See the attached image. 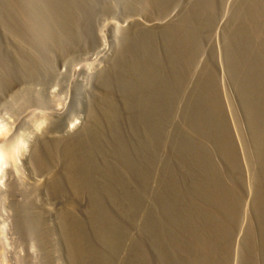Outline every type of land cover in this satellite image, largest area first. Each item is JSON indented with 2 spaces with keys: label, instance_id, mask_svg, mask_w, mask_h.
<instances>
[{
  "label": "rangeland",
  "instance_id": "374dc122",
  "mask_svg": "<svg viewBox=\"0 0 264 264\" xmlns=\"http://www.w3.org/2000/svg\"><path fill=\"white\" fill-rule=\"evenodd\" d=\"M135 1L0 0V117H9L11 144L26 134L32 146L3 165L0 264H264V0H156L146 14L186 17L187 31L123 42L120 26L148 19ZM122 46L124 62L116 57ZM143 48L153 50V61ZM129 59L154 62L159 73L151 84L170 87L169 112L132 103L129 92L139 89L124 78ZM118 60L120 69L101 81L102 68ZM116 71L128 81L123 86L131 90L122 95L131 103L119 104L114 127L100 125L103 150L87 169L75 138L91 115L104 122L107 100L97 94L116 88ZM46 113L56 119L52 130L45 120L43 126L60 137L57 144L35 130ZM163 113L164 127L157 120ZM51 145L59 157L70 146L78 158H69L59 183L46 186L39 160ZM40 180L43 189L32 199L34 208L53 209L43 219L44 229L54 228L49 244L39 238L33 212L24 231L10 191ZM64 199L74 203V238L66 227L71 213L60 209Z\"/></svg>",
  "mask_w": 264,
  "mask_h": 264
},
{
  "label": "bare ground",
  "instance_id": "6f19581e",
  "mask_svg": "<svg viewBox=\"0 0 264 264\" xmlns=\"http://www.w3.org/2000/svg\"><path fill=\"white\" fill-rule=\"evenodd\" d=\"M137 2L136 4V7L139 9V11H141L142 13L145 12V14L148 12L149 14H151L149 12V10H152L153 8H155V3H156V0H137L135 1ZM161 2V1H160ZM23 3V2H22ZM174 3V2H173ZM247 3V2H246ZM244 4V3H243ZM17 5V4H16ZM19 5H21L19 3ZM18 6V5H17ZM194 6V5H193ZM195 7V6H194ZM21 8V6H20ZM18 8V9H20ZM201 8V6H200ZM22 9V8H21ZM24 9V8H23ZM149 9V10H148ZM147 10V11H146ZM211 10V9H210ZM214 10V9H213ZM244 10V9H243ZM18 11V10H17ZM22 11V10H21ZM153 11V10H152ZM253 11V10H252ZM257 11V10H256ZM259 12V11H258ZM19 13V12H18ZM23 13V12H22ZM147 13V14H148ZM27 14V13H26ZM26 14H21L20 13V17H22L24 19V21H28V17ZM140 14V13H139ZM146 14V15H147ZM137 15V14H136ZM152 15V14H151ZM148 19H145L144 20H141V18H136L134 17L133 19L131 18V20H127L126 21V24H123L122 26H118L119 28L117 29L118 30V33H119V38H121L124 41H127V40H133L135 39L136 37H139L141 39H147V38H154V37H157L160 33V35L162 34L161 31H165L166 29L171 31V30H174V28L177 27L178 30H186V26L188 24H186L187 22V18L185 17V19L183 18L182 20L180 19L181 22L177 21L176 18H174L175 16H168V17H165L162 18V20H159V19H155L153 18L152 16L149 17V15H147ZM28 19V20H27ZM255 19V18H254ZM179 20V19H178ZM23 21V22H24ZM125 22V21H124ZM179 22V23H178ZM248 22V21H247ZM122 24V23H121ZM242 24V23H241ZM193 25V24H192ZM189 28V27H188ZM193 28V26H192ZM195 28V27H194ZM166 30V32H167ZM177 30L176 33H178L179 31ZM194 30V29H193ZM196 30V29H195ZM187 31V30H186ZM173 32V34L175 33ZM233 32V31H232ZM164 35H165V32H163ZM171 33V34H170ZM170 33H167V34H170L172 35V31ZM191 34V33H190ZM249 34V33H248ZM230 35V34H228ZM166 36V35H165ZM15 37V36H13ZM167 37V36H166ZM174 37V35L172 36ZM187 37V36H186ZM191 37V36H190ZM183 38V37H182ZM15 41H17V43L19 42L20 43V40L18 39V37L16 38H13ZM195 39V38H194ZM166 40V39H164ZM186 40V39H185ZM168 41V40H167ZM176 41V40H175ZM188 41V40H187ZM193 41V40H192ZM129 42V41H128ZM150 42V41H149ZM181 42L183 41H180L178 43V45L180 44L181 45ZM185 42V41H184ZM133 43V42H132ZM136 43V42H135ZM143 43V42H142ZM194 43V42H193ZM128 44V43H126ZM134 44V43H133ZM158 44V43H157ZM175 44V43H174ZM184 44V43H183ZM186 44V43H185ZM190 44V42H189ZM172 45V44H171ZM128 46V45H127ZM136 46V45H134ZM185 46V45H184ZM188 46V45H187ZM191 46V44H190ZM126 46L124 45V48ZM138 47V46H137ZM141 47V46H140ZM171 47V46H170ZM195 47V46H193ZM120 48V47H119ZM122 48L119 49L120 53L116 56L118 57L119 56V60L122 59L121 62H124L123 59L125 58V49ZM148 48V47H147ZM147 48H143L144 52L146 55H148L149 57L151 56L152 58V61L154 60L155 58V55L153 53V50L150 51V49H147ZM174 48V47H173ZM181 48V47H180ZM186 48V47H185ZM133 49V48H132ZM177 49V47H176ZM200 49V48H199ZM147 50H149V52H146ZM178 50V49H177ZM129 51V50H128ZM132 51V50H131ZM142 51V50H141ZM176 51V50H175ZM130 52V51H129ZM143 52V53H144ZM171 53V52H170ZM176 52H173L172 54H175ZM181 54L180 55H183L185 54V51H183L181 49ZM190 53V52H189ZM132 54V52H131ZM130 54V55H131ZM171 54V55H172ZM231 54V53H230ZM133 55V54H132ZM131 55V56H132ZM170 55V56H171ZM169 56V57H170ZM184 56V55H183ZM189 56V55H188ZM106 57V56H105ZM109 57V56H108ZM127 57V56H126ZM136 57V55L134 56ZM139 57V56H138ZM142 57V56H141ZM172 57V56H171ZM186 57V56H185ZM190 57V56H189ZM133 57H130V59H132ZM181 58H183L181 56ZM229 58V57H228ZM128 59V58H127ZM129 59L128 63L129 62H132L134 61V64L133 65H129L126 67V70H127V77H124V78H128V81L131 80V83L133 84L132 85V88L137 90L136 88L139 89V93L135 92L133 94V92H129L131 93L130 97L132 96V99H130V97L128 99H126L125 97H123L122 95V92L123 91H129L131 89H128L125 88L124 89V86H123V82L124 80L122 79L121 77V74H120V78L121 80L119 79V82H117L118 84H116V88L114 89V85L112 86V90L114 89V93H111L112 90H109L111 92H107L105 91L106 93L103 94V92L101 94H97L98 96V99L102 98L104 101L107 100V102L105 103V106L106 108H104L105 112H103V120L104 122H100V120H102V118L100 119L99 117H97V114H93L90 116L89 119H85V120H82L80 123V125L82 126V128L80 127V133H78V135L76 136L75 138V141L76 142H80L82 141V144H83V147L82 149L78 152H80V160H85L84 161V166L87 168V169H94V167L96 166V159H95V154H99L102 152L103 150V139H102V127L103 125L105 124L107 127H109L110 129L112 127H114V123L115 121L114 118H115V115H116V112L118 110V106L119 104H122V105H126L127 107V104L131 103L130 100L132 101V103L134 101L137 102V104L139 103L140 104V107L141 105L146 108L145 110H147L148 112H151V113H154L156 111L155 106H159L161 109V111H165L166 112L169 110L167 108V105L170 103L168 100L169 98V94H168V87L167 85L164 83L166 81H158L156 82L155 84H151L152 81H155L154 79L157 78L158 76V70L155 69V66H153L154 62H151V60L149 59L147 61V63H144L142 61V59H140L139 61H137V59H133L132 61ZM196 59V58H195ZM119 60H118V63H119ZM116 61H117V58H116ZM199 61V60H198ZM117 62L116 63H110V65L107 64V66H105V68H102V73H101V77H100V80L103 81L107 78H110L109 76V72H111L112 70H115L116 68L119 67L120 69V64L122 63H119L118 64ZM126 63H127V60H126ZM198 63V62H197ZM130 64V63H129ZM190 64V63H189ZM230 64V63H229ZM127 65V64H126ZM186 65V64H185ZM193 65V64H192ZM125 66V65H124ZM177 67V66H176ZM190 67V66H189ZM125 69V68H124ZM123 69V70H124ZM125 70V71H126ZM168 70V69H167ZM121 73H122V70H120ZM124 71V72H125ZM202 71V70H201ZM117 72V71H116ZM115 72V74H116ZM118 74L116 75L117 78L118 75H119V72H117ZM202 73V72H201ZM112 74H113V71H112ZM123 75V74H122ZM141 75V77H140ZM109 76V77H108ZM112 76V75H111ZM155 77V78H154ZM113 78V76H112ZM114 78H116L114 76ZM125 79V80H126ZM158 79V78H157ZM163 79V78H162ZM112 80V79H111ZM107 81V80H106ZM127 81V82H128ZM174 81V80H173ZM177 81V80H176ZM113 82V81H112ZM127 82H124L126 83L127 85ZM114 84V83H113ZM151 84V85H150ZM109 85V84H108ZM147 85H149L151 88H153L152 93L151 94H148L147 92H145L147 89L145 88ZM128 86V85H127ZM148 87V86H147ZM129 88V87H128ZM149 88V87H148ZM170 88V87H169ZM124 89V90H123ZM146 89V90H145ZM144 90V91H143ZM149 90V89H148ZM134 91V90H133ZM170 91V90H169ZM13 92V91H12ZM128 95V93H127ZM169 102V103H168ZM138 104V105H139ZM130 105V104H129ZM137 105V106H138ZM171 106V105H170ZM97 107V106H96ZM132 107V106H131ZM230 108V107H229ZM159 109V108H158ZM168 109V110H167ZM144 110V111H145ZM234 110V109H232ZM160 111V112H161ZM102 112V111H101ZM119 112V111H118ZM146 112V111H145ZM159 112V111H158ZM169 112V111H168ZM10 113V112H8ZM7 113V114H8ZM142 113V112H140ZM157 113V112H156ZM119 114V113H118ZM145 114V113H144ZM148 114V113H147ZM150 114V113H149ZM148 114V115H149ZM161 114V113H160ZM49 113L47 114L46 113V117H39V118H42L41 121H38L39 123L36 122L37 124V127L35 128L36 131H38V133H40L41 131H43L44 129L47 131V133H51L50 131L48 132V129L50 128L51 130L56 126V119H54V116L52 114H50L49 116ZM147 115V117H148ZM155 115V114H154ZM154 115H151L154 116ZM158 115V114H157ZM165 115L166 114H162V117L160 118L159 116H157V120L160 122H162L163 124V127L166 126V121H165ZM169 115V114H168ZM140 116V115H139ZM156 116V115H155ZM150 117V116H149ZM159 117V118H158ZM88 118V117H87ZM139 118V117H138ZM144 118V117H143ZM9 117L6 116V118H3V117H0V179L4 176L5 174V168L3 167V165L5 163H7L10 158V160H13L15 161L16 159H19L21 154H23V151L25 150H28V148H31L32 149V146L31 144L29 143L28 139L25 138V135L26 134H22L18 137H16L15 139V143L11 144L10 141H8V138L6 137V134H7V131L9 130ZM147 119H150V118H147ZM147 119L144 121L146 122ZM155 119V118H154ZM11 120V119H10ZM48 122L47 124H49L47 126L43 124H45V121ZM151 121V120H150ZM149 121V122H150ZM44 122V123H43ZM72 122V121H70ZM149 122L147 121L146 123V126L144 127V131L146 132L147 136L149 138V136H154L152 135L151 133V129H152V126L151 124H149ZM73 124H76L74 122H72ZM152 123V122H151ZM154 123V122H153ZM103 124V125H102ZM116 124V123H115ZM118 124V122H117ZM161 124V125H162ZM12 125V124H11ZM100 125H102V127H100ZM47 126L48 129H46L45 127ZM159 127V126H158ZM15 128V127H14ZM142 128V127H140ZM167 128V127H166ZM164 128L162 134H163V137L164 135H168V132H167V129ZM49 129V130H50ZM162 129V128H161ZM160 129V130H161ZM134 130V129H133ZM155 131V130H154ZM12 132V130L10 131ZM9 132V133H10ZM45 132V131H44ZM159 132V131H158ZM37 132L34 131V133L32 134L33 137H36L38 135ZM43 133V132H42ZM46 133V132H45ZM46 133V134H47ZM15 134V133H14ZM101 137H100V135ZM161 134V135H162ZM149 135V136H148ZM13 137V136H12ZM46 137L48 138L47 141H49L51 143V141H53L54 144H57V141L58 139L60 138L59 136L51 133V134H47ZM59 137V138H57ZM139 138V137H138ZM151 138V137H150ZM157 138V137H156ZM10 139V138H9ZM165 139V138H164ZM166 140V139H165ZM51 149H48L50 151L49 153V157L47 159L43 158L44 160H39V162L43 161L42 164L40 163L41 165V169L43 170L42 172H44V184L47 186L49 185L50 183H59V175L61 174V172L63 171V168L68 164L69 162V158H74L72 159L73 161H76V158H78L75 149H71L70 150V146H67L66 147V151L64 152L63 156H60V153L57 151V149H55L54 145L52 146L51 145ZM78 150V148H77ZM69 154L68 157H66L67 155ZM40 156V155H39ZM38 156V157H39ZM77 156V157H76ZM14 158V159H13ZM39 159V158H38ZM78 159V161H79ZM37 161V160H36ZM38 162V161H37ZM81 162V161H80ZM12 163V162H11ZM13 163H16V162H13ZM77 163V161H76ZM83 163V162H82ZM64 164V165H63ZM15 165V164H14ZM17 166V165H16ZM67 170V168H66ZM41 173V172H40ZM43 174V173H42ZM41 181V180H40ZM7 182V181H6ZM8 183V182H7ZM32 183V182H30ZM41 181V183H32L29 187H28V183L25 185V184H19V183H16V185H12L10 191L12 192V204L15 208V212H16V215L18 216V218H20V223L23 224V227H24V231L25 229L27 228L28 225V217L31 216V212H33V225L35 226L36 230H37V227H38V232L40 233V236L39 238L40 239H44V243H47L49 244L50 243V233H52V231L54 230H48L45 228L44 229V226H43V219L45 218L44 216H46V218H48V214L50 212H52V208H50L48 206V208L46 206L45 209L44 208H41V207H37V208H34L35 205L33 206V203H37V202H33L35 200H33L32 198L36 197V196H33L35 191H39L40 193V190L43 189L42 186L44 185ZM5 184V183H4ZM15 184V183H14ZM8 185V184H7ZM21 185H25V186H21ZM11 186V184H10ZM9 186V187H10ZM68 192L72 195V194H75V189H74V186H73V179H72V173L70 172L69 170V176H68ZM38 189V190H37ZM45 191V190H43ZM46 192V191H45ZM34 193V194H33ZM38 195V194H37ZM39 196V195H38ZM59 198L61 199L62 197L59 196ZM63 204H62V207H60L61 210H63V212L67 211L69 213H71V221H69L68 223H66V227L67 228V234L71 237L74 238V223L73 222V215H75V208H74V203L72 202V200L67 203L66 202V199H64L63 201ZM65 202V203H64ZM53 207V206H52ZM29 210H32V211H29ZM59 210V209H58ZM47 214V215H46ZM45 220V219H44ZM48 220V219H47ZM61 220V219H60ZM36 221V222H35ZM35 222V223H34ZM57 222V221H56ZM28 224V225H27ZM47 224V223H46ZM51 225V223L49 224ZM37 226V227H36ZM47 226V225H46ZM26 227V228H25ZM55 227V226H54ZM52 228V227H51ZM49 228V229H51ZM47 230V231H46ZM26 231H28L26 229ZM66 231V230H65ZM30 231H28L27 233H29ZM37 232V231H36ZM33 234V233H32ZM35 234V233H34ZM53 234V233H52ZM26 235V234H25ZM38 235V233H37ZM55 236V235H54ZM77 237V236H75ZM28 238V237H27ZM69 239H72V238H69ZM30 240V239H29ZM54 242H55V239H53ZM28 243V242H27ZM43 243V244H44ZM76 243V242H75ZM31 245V244H30ZM72 245V244H71ZM75 247V246H74ZM31 248V247H30ZM48 248V247H47ZM55 248V247H54ZM53 249V248H51ZM50 249V250H51ZM56 249V248H55ZM48 250V249H47ZM46 250V251H47ZM49 251V250H48ZM47 251V253H48ZM52 251V250H51ZM50 251V253H51ZM73 251V250H72ZM53 252V251H52ZM77 253V252H76ZM54 254V253H53ZM52 254V256H53ZM44 256V254H43ZM75 256V255H74ZM51 258V257H50ZM47 259V258H46ZM76 262V261H75ZM49 263V262H48Z\"/></svg>",
  "mask_w": 264,
  "mask_h": 264
}]
</instances>
